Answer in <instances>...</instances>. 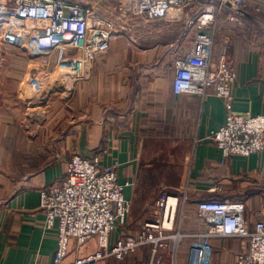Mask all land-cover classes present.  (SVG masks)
<instances>
[{"label":"crops","instance_id":"0c3cea01","mask_svg":"<svg viewBox=\"0 0 264 264\" xmlns=\"http://www.w3.org/2000/svg\"><path fill=\"white\" fill-rule=\"evenodd\" d=\"M247 1L241 24L230 20L236 15L231 8L219 14L214 57L226 53L235 66L234 112L264 117V0ZM172 34L169 43H160L159 35ZM194 35L188 21L161 20L149 24L148 47L113 40L93 63L90 80L60 104L61 118L50 122L49 134L30 128L22 114L20 119L0 114V264H54L58 234L56 228H44L40 193L64 182L72 156L91 158L99 152L102 165L118 162L119 182L130 183L128 223L113 233L112 242L138 235L139 223L154 221L160 194H186L175 230L164 232L180 231L183 237L174 244L166 241L162 253L176 252L173 264H235L249 238H193L207 229L196 208L205 199L243 201L252 231L264 220V152L225 156L211 139L226 123L224 102L212 91L205 98L175 94L174 63L188 55ZM97 249L94 238L84 253ZM135 254L100 264H133Z\"/></svg>","mask_w":264,"mask_h":264},{"label":"built area","instance_id":"2783aa9c","mask_svg":"<svg viewBox=\"0 0 264 264\" xmlns=\"http://www.w3.org/2000/svg\"><path fill=\"white\" fill-rule=\"evenodd\" d=\"M101 2L104 0L88 6L73 0L0 1V40L23 45L30 53L45 58L59 50H74L57 65L60 82L65 91L71 92L89 79L95 60L106 54L119 36L114 14L154 21L171 20L176 12L177 21H188L195 35L188 55L174 63L175 94L205 98L212 91L224 102L229 112L226 123L211 134V139L225 156L248 157L264 152V117L234 112L235 66L226 53L214 57L219 14L231 8L236 15L230 20L241 24L239 14L248 7L247 0H109V11L98 7ZM15 21L21 22L23 28H18ZM102 155L103 152L91 158L74 155L68 162L64 182L40 193V207L46 215L44 228H56L58 234L54 264H99L107 258L122 262L145 245L152 246V258L144 264H166L161 255L164 243H178L183 235L180 231L170 236L164 232L175 230L178 208L187 201V195L160 194L155 203L157 218L140 223L138 235H124L112 242L113 233L128 223L132 204L125 189L130 183L121 184L117 173L120 164L103 166ZM186 160L192 162L190 156ZM246 213L243 201L202 200L196 214L207 229L193 238H249L248 247L237 256L235 264H264V220H258L250 231ZM94 238L97 251L85 255ZM72 252L75 255L70 260Z\"/></svg>","mask_w":264,"mask_h":264},{"label":"rangeland","instance_id":"374dc122","mask_svg":"<svg viewBox=\"0 0 264 264\" xmlns=\"http://www.w3.org/2000/svg\"><path fill=\"white\" fill-rule=\"evenodd\" d=\"M0 1L4 3L8 2L3 0ZM73 1L82 2L83 4H88V6L89 4L95 5V2H97V0ZM109 3V0H104L98 7H101V10H108L107 4ZM105 15L108 16L110 14L105 12ZM113 16L115 17L113 19L117 20L116 22L118 23L120 31L119 36L115 39L122 38L130 43L138 42L142 45L144 44L145 47L149 46L150 40L147 35L149 24L153 21L140 17L124 18L118 14H114ZM178 17L179 14L175 12L172 14L171 20L177 21ZM108 18L110 19V16H108ZM180 21L181 19L177 22ZM15 24L18 28H23L21 27V22L15 21ZM159 26L158 24L157 28ZM159 36L162 37L160 38L161 44L169 43L175 38L174 34ZM171 46L173 47V45ZM73 53L74 50L71 49L59 50L52 57L45 58L30 53L23 45L15 46L5 44L0 40V114H12L16 119H20L19 117L22 114L23 118L29 123L28 126L30 128L39 126L40 131L43 133H51V131L54 130L52 129L54 125L50 122L54 120L58 121V118H61L60 115L57 117L60 104L69 97V91H65L63 84L60 82L59 68L57 65H59L65 57L73 55ZM90 78L91 75L89 79H85L80 83L86 82L90 80ZM61 92H64V96L66 97H62ZM47 120L49 124H47ZM186 162L188 161L186 160ZM176 233L177 232H175V234ZM172 242L174 244V241ZM151 249V245L141 246L135 252L136 254L134 253L135 256L132 258V263H149L152 258ZM175 253L170 252V254L164 255L161 251L163 259L165 258L164 262L166 264H173L172 261Z\"/></svg>","mask_w":264,"mask_h":264}]
</instances>
